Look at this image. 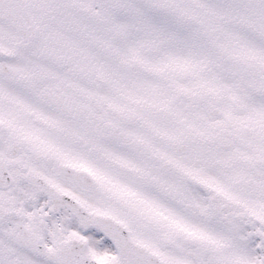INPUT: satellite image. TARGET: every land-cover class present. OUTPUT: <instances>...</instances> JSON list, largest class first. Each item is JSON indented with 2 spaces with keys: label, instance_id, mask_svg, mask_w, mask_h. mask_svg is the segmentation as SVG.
Listing matches in <instances>:
<instances>
[{
  "label": "snow or ice",
  "instance_id": "6c2138e0",
  "mask_svg": "<svg viewBox=\"0 0 264 264\" xmlns=\"http://www.w3.org/2000/svg\"><path fill=\"white\" fill-rule=\"evenodd\" d=\"M0 264H264V0H0Z\"/></svg>",
  "mask_w": 264,
  "mask_h": 264
}]
</instances>
